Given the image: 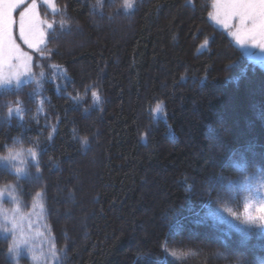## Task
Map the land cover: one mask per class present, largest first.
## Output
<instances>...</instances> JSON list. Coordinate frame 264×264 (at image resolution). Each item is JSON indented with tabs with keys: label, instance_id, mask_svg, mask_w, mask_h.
Listing matches in <instances>:
<instances>
[{
	"label": "trees",
	"instance_id": "1",
	"mask_svg": "<svg viewBox=\"0 0 264 264\" xmlns=\"http://www.w3.org/2000/svg\"><path fill=\"white\" fill-rule=\"evenodd\" d=\"M55 2L33 81L0 89V157L37 158L0 194L41 195L58 264H264V69L213 0Z\"/></svg>",
	"mask_w": 264,
	"mask_h": 264
},
{
	"label": "rangeland",
	"instance_id": "2",
	"mask_svg": "<svg viewBox=\"0 0 264 264\" xmlns=\"http://www.w3.org/2000/svg\"><path fill=\"white\" fill-rule=\"evenodd\" d=\"M7 2L15 7L11 12V24L0 16V89L18 88L33 81L34 54L46 46L51 30L42 20L39 6L43 4L51 12L57 11L55 0ZM248 2L258 4L260 0H213L210 20L251 62L264 69V35L258 28L253 39L248 35L249 26L242 25L236 15L241 5ZM34 164L37 158L31 151L0 157V167L11 169L21 177L29 176ZM19 200L16 201L12 193L0 194V227L5 234L13 236L16 264H58L62 255L55 245L54 235L46 227L41 195L37 201L26 202L25 211Z\"/></svg>",
	"mask_w": 264,
	"mask_h": 264
},
{
	"label": "snow or ice",
	"instance_id": "3",
	"mask_svg": "<svg viewBox=\"0 0 264 264\" xmlns=\"http://www.w3.org/2000/svg\"><path fill=\"white\" fill-rule=\"evenodd\" d=\"M15 7L14 4L8 3L7 0H2L0 4V16H2L9 24H11V12ZM237 18L240 19L242 25L247 24L248 35L255 39L257 29L261 30L260 34L264 35V0H260L258 4L248 2L242 4L240 10L237 12ZM24 25L21 22V35H23ZM243 43V39H241ZM261 219H264V207L259 209Z\"/></svg>",
	"mask_w": 264,
	"mask_h": 264
}]
</instances>
